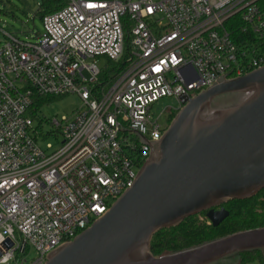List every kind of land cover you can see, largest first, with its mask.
Segmentation results:
<instances>
[{
    "label": "built area",
    "instance_id": "2783aa9c",
    "mask_svg": "<svg viewBox=\"0 0 264 264\" xmlns=\"http://www.w3.org/2000/svg\"><path fill=\"white\" fill-rule=\"evenodd\" d=\"M42 18L37 42L4 34L0 46V264H45L128 189L166 127L162 98L192 97L221 78L264 66V0H63ZM239 16L253 41L234 44ZM126 66L108 82L96 60ZM92 60L91 65H86ZM76 95L53 120L56 147H39L32 97Z\"/></svg>",
    "mask_w": 264,
    "mask_h": 264
},
{
    "label": "water",
    "instance_id": "95a60500",
    "mask_svg": "<svg viewBox=\"0 0 264 264\" xmlns=\"http://www.w3.org/2000/svg\"><path fill=\"white\" fill-rule=\"evenodd\" d=\"M180 103L160 140L141 138L150 154L133 186L45 264H221L264 251L261 227L158 257L150 252L157 232L202 213L215 228L229 216L215 208L264 190V66Z\"/></svg>",
    "mask_w": 264,
    "mask_h": 264
},
{
    "label": "trees",
    "instance_id": "16d2710c",
    "mask_svg": "<svg viewBox=\"0 0 264 264\" xmlns=\"http://www.w3.org/2000/svg\"><path fill=\"white\" fill-rule=\"evenodd\" d=\"M64 5L63 0H40L38 14L42 20L44 16L60 10ZM226 28L230 38L238 47H244L247 41L254 40L251 32L244 31V25L237 15L227 21ZM127 52V47H125L119 60L109 61L108 67H104L100 71L95 87L107 88L109 80L126 66ZM51 98L53 97L34 95L29 115L34 118L35 111L49 102ZM175 114L172 115V118ZM224 208L228 211L229 216L215 228L210 224L197 222V215L183 220L176 227L157 232L151 239L150 252L153 256L158 257L235 232L264 227V190H261L253 198L244 201H228L224 204ZM200 215L205 217L204 213ZM262 261H264V251H253L239 254L235 264H253L254 262L264 264Z\"/></svg>",
    "mask_w": 264,
    "mask_h": 264
},
{
    "label": "rangeland",
    "instance_id": "374dc122",
    "mask_svg": "<svg viewBox=\"0 0 264 264\" xmlns=\"http://www.w3.org/2000/svg\"><path fill=\"white\" fill-rule=\"evenodd\" d=\"M40 0H0V46L5 41L4 34H11L17 38L29 42H37L42 34V21L38 14ZM92 60H87L86 65H91ZM96 66L102 71L108 67L109 61L104 58L96 60ZM81 100L76 95L53 97L49 102L43 104L35 111L33 118L34 127L40 135L39 147L45 150L46 145L57 146L61 137L55 131L53 120L60 121L62 117H70L81 106ZM178 103L173 98L159 99L152 105L151 113L157 118L165 110L159 119L164 127L168 126L167 115L173 112L170 108H177ZM197 222L209 225V222L202 215L196 217ZM237 258H231L221 264H235ZM258 264L254 262L253 264ZM264 263V261H262Z\"/></svg>",
    "mask_w": 264,
    "mask_h": 264
},
{
    "label": "flooded vegetation",
    "instance_id": "af4514ba",
    "mask_svg": "<svg viewBox=\"0 0 264 264\" xmlns=\"http://www.w3.org/2000/svg\"><path fill=\"white\" fill-rule=\"evenodd\" d=\"M173 114H175V113H171V114H168V115H167L166 121H167L168 123H170L171 120L173 119V118H172V115H173ZM168 125H169V124H168ZM166 128H167V127H166ZM225 204H226V203H225ZM220 208H224V204L221 205L220 207L215 208L214 211H218ZM224 209H225V208H224Z\"/></svg>",
    "mask_w": 264,
    "mask_h": 264
},
{
    "label": "clouds",
    "instance_id": "9594fccd",
    "mask_svg": "<svg viewBox=\"0 0 264 264\" xmlns=\"http://www.w3.org/2000/svg\"><path fill=\"white\" fill-rule=\"evenodd\" d=\"M3 241V237L2 236H0V242H2Z\"/></svg>",
    "mask_w": 264,
    "mask_h": 264
}]
</instances>
